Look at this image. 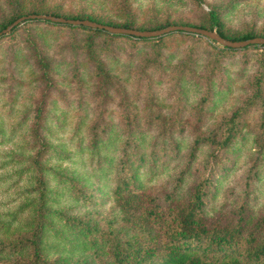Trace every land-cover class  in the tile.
<instances>
[{"label":"rangeland","instance_id":"374dc122","mask_svg":"<svg viewBox=\"0 0 264 264\" xmlns=\"http://www.w3.org/2000/svg\"><path fill=\"white\" fill-rule=\"evenodd\" d=\"M32 1L41 2L24 6ZM44 1L51 11H86L111 23L131 18L143 27L204 25L215 9L230 32L264 34V0ZM17 6L0 0V25ZM37 54L50 63L47 79ZM238 108L226 147L202 143L192 150L196 137H223L224 119ZM123 168L162 207L187 202L205 179V222L263 237L264 48L223 50L180 32L165 36L158 49L153 41L41 20L0 36V263L27 255L12 252L10 243L26 237L35 221L39 179L48 209L45 259L99 264L107 258L104 236L139 235L113 192ZM67 219L88 223L91 233Z\"/></svg>","mask_w":264,"mask_h":264},{"label":"trees","instance_id":"16d2710c","mask_svg":"<svg viewBox=\"0 0 264 264\" xmlns=\"http://www.w3.org/2000/svg\"><path fill=\"white\" fill-rule=\"evenodd\" d=\"M25 2H29V0H6V3L9 5L18 3L20 6H17L16 13L13 14L14 16L11 19L0 25V31L18 17L29 14H47L66 19H88L104 25L135 30H155L168 25H186L210 31L214 30L220 37L230 41L264 37V34H255L252 31L245 33L230 32L225 28L221 21L220 13L215 9H210L207 12L204 25L162 21L161 23H153L151 27H143V25H137L134 19L131 18H126L119 23H111L104 21L100 15L86 11L68 14L51 11V8L44 5V0H41L39 3L32 1V4L27 8L24 6ZM24 10L25 12H23ZM36 20L40 21L38 19H24L0 36L11 34L22 22ZM41 21L52 23L45 20ZM64 25L70 28H80L95 33L108 34L103 30ZM180 32L174 31L155 38H141L128 35L117 36L138 41H153L159 49L165 36ZM210 42L215 43L213 41ZM249 46L264 48V45L257 44ZM87 47L91 56L94 57L90 42L87 43ZM221 49L229 51L237 50L222 46ZM92 59L94 60L97 73H104L101 62L96 58ZM36 64L41 69L42 76L47 79L50 69L49 61H46L44 57L37 54ZM254 91L256 95L259 94V78H256L254 81ZM240 110L241 108L232 111L229 117L224 119L226 127L223 137L216 138L212 132L196 137L192 150L202 143L218 149L226 147L236 132V117ZM35 161L37 162V160ZM37 165L40 166L38 163ZM132 173L123 168L113 192L120 211L125 216V220L130 221L131 230L135 226L138 227L139 235L130 233L126 239H121L123 237L118 238L115 233L104 236V244H107L108 248L106 252L107 258L99 264H264V236L259 237L254 232L245 233L241 230L240 225L236 224L233 226H211L202 218L200 213L205 179L196 183L187 202L162 207L155 203L152 197L141 192L138 187L135 188ZM38 184L40 186L39 203L35 208L36 217L29 230V234L16 241L17 244L10 243L12 252L13 250H18L14 252H20L24 249L27 252L25 258H16L14 264H54L53 261L47 260L42 256V233L47 221L48 209L43 206V184L40 179ZM67 221L71 225L79 226L85 234L92 231L88 223H80L75 219H67ZM140 230L144 233H140Z\"/></svg>","mask_w":264,"mask_h":264},{"label":"water","instance_id":"95a60500","mask_svg":"<svg viewBox=\"0 0 264 264\" xmlns=\"http://www.w3.org/2000/svg\"><path fill=\"white\" fill-rule=\"evenodd\" d=\"M24 19H38V20L49 21L52 23L67 24L71 26H82L90 29L103 30L109 34L128 35L132 37H141V38H155L170 32L181 31L185 33H191L194 35H200L210 41L219 44L222 47H228L234 49L243 48L245 46L254 45V44L264 45V37H254L242 41H230L220 37L214 30L210 31V30L200 29L197 27L186 26V25H168L155 30H135V29H128L123 27L104 25V24L96 23L94 21H90L88 19H66L63 17H55L47 14L46 15L29 14L26 16L18 17L17 19L12 21L9 25H7L4 29H2L0 31V35L9 31L13 26L20 23Z\"/></svg>","mask_w":264,"mask_h":264}]
</instances>
